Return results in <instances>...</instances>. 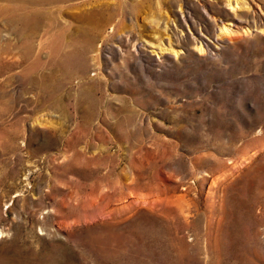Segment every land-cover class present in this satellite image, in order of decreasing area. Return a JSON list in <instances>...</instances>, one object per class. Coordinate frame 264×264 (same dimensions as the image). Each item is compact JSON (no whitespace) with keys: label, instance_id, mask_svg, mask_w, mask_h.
I'll return each instance as SVG.
<instances>
[{"label":"rangeland","instance_id":"1","mask_svg":"<svg viewBox=\"0 0 264 264\" xmlns=\"http://www.w3.org/2000/svg\"><path fill=\"white\" fill-rule=\"evenodd\" d=\"M43 9H0V264H264V0Z\"/></svg>","mask_w":264,"mask_h":264},{"label":"bare ground","instance_id":"2","mask_svg":"<svg viewBox=\"0 0 264 264\" xmlns=\"http://www.w3.org/2000/svg\"><path fill=\"white\" fill-rule=\"evenodd\" d=\"M69 1L70 0H3V6L0 9L6 13L8 17L12 18V21H14L12 25L17 26L20 24H18L17 21L21 22L19 29L21 34H24L26 31H37L44 17H52L51 12L47 13L44 11V6H55ZM99 17L101 20L97 21L98 25L107 21L101 14H99Z\"/></svg>","mask_w":264,"mask_h":264}]
</instances>
